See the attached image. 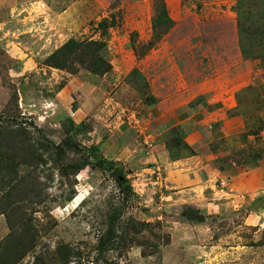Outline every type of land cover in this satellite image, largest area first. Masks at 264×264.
Instances as JSON below:
<instances>
[{"label":"rangeland","instance_id":"rangeland-1","mask_svg":"<svg viewBox=\"0 0 264 264\" xmlns=\"http://www.w3.org/2000/svg\"><path fill=\"white\" fill-rule=\"evenodd\" d=\"M154 3L159 7L161 0H100L96 14L83 10L90 21L71 23L65 32H58L54 23L37 24L45 26L48 35L61 34L58 44L53 45L65 43L71 34L77 40L106 41L104 55L110 62L118 47L132 49L138 59L149 54L140 66H148L144 72L151 89L144 78L141 83L136 78L120 88L113 77L103 80L104 76L81 68L71 74L48 67L45 63L49 55L43 56L48 51H38L44 38H15L0 27V115L4 119L17 115L18 122L39 141L63 144L61 152L56 154L53 148L48 164L34 171L43 192L40 203L19 197L9 201L18 203L7 210H17L23 218L14 230L7 217L0 215V264H65V257H70L67 264H264V207L260 198L227 203L211 188L200 190L202 178L206 177L208 183L211 175H195L193 164L183 170L174 168L191 175L183 178L163 167L149 166L142 160V151L128 160H117L108 148L109 134L118 124L117 113L124 121L121 109L138 110L141 87L164 100L183 83L175 74L170 31L150 48L159 36L153 29L157 16ZM77 10L73 8L72 17ZM102 20L110 27L104 29ZM36 23H25L20 29ZM34 34L37 38L43 35L40 31ZM20 38H24L23 43L17 44ZM31 41L33 44L25 45ZM33 47H38L39 69L22 71L19 60L31 58L29 53L36 52ZM10 54L22 57L18 60ZM68 84L79 95L65 111L53 99ZM16 96L17 103H12ZM112 100L120 107L114 109ZM78 106L82 107L81 116L87 113L82 120L69 115ZM67 118L74 122L70 130L64 127ZM110 163L123 169L131 191L121 186L115 177L116 167ZM9 176L18 177L11 176L7 168L2 172L0 197ZM112 222L116 226H111ZM110 226L118 237L113 246L107 238ZM30 229L36 231L33 248L15 262L16 255L10 250L16 253L24 243L28 245Z\"/></svg>","mask_w":264,"mask_h":264},{"label":"crops","instance_id":"crops-1","mask_svg":"<svg viewBox=\"0 0 264 264\" xmlns=\"http://www.w3.org/2000/svg\"><path fill=\"white\" fill-rule=\"evenodd\" d=\"M99 1L0 0V27L15 38H44L38 51H48L43 55L47 57L64 42L55 45L61 34L48 35L45 26L37 24L54 23L58 32H65L71 23L90 21L83 10L96 14ZM164 2L174 22L171 47L176 58L175 74L181 76L182 86L178 82L173 95L164 100L141 87L138 110L121 109L124 121L117 113L118 124L109 134L108 148L117 160H128L142 151V160L149 166L163 167L183 178L190 174H180L174 168L183 170L187 164H193L195 175H211L208 183L206 177L202 178L200 190L211 188L214 195L227 203L264 200V0ZM76 7L79 11L72 17ZM44 12L47 17L42 16ZM31 21L37 23L20 29ZM36 31L43 35L37 38ZM24 38L17 44L23 43ZM38 47H33L36 52L29 53L31 58L27 60H19L22 56L13 54L10 57L22 63V71H36L40 65L36 61ZM115 51L114 57L111 54L112 71L103 80L113 77L122 88L133 79L140 82L144 78L149 89L150 80L146 81L144 72L148 66H140L149 54L138 59L130 48L123 51L118 47ZM72 93L68 84L53 101L68 111L79 95ZM112 101L114 109L120 107ZM74 112V117L81 120L87 115L81 116V106L74 108Z\"/></svg>","mask_w":264,"mask_h":264},{"label":"trees","instance_id":"trees-1","mask_svg":"<svg viewBox=\"0 0 264 264\" xmlns=\"http://www.w3.org/2000/svg\"><path fill=\"white\" fill-rule=\"evenodd\" d=\"M155 8L157 18L155 17L153 19V29L156 33H159V36L151 43L150 48L154 47L162 36L167 34L174 25L164 0H161V5L159 7L156 3ZM101 25L104 29L110 27L106 20L101 22ZM107 47V42L103 40H77L75 38H70L47 57L45 64L48 67L65 70L71 74L79 72V69L81 68L88 70L95 75L104 76L112 71L113 68L111 62L104 55V51ZM15 98L16 99L13 100L12 103H17L16 100L18 97L16 96ZM16 116L17 115L10 114L4 119L2 115H0V182L2 181V172L6 168L9 170L11 176H18L14 177V179L17 180V183L12 182L14 179L9 176L8 182L5 183L4 190H2L3 192L1 191V194H4L0 197V215H5L7 217V222L11 230H14L16 224L20 223L23 218L17 210H7L9 206L18 203V201H9L14 197H19L22 198L23 201H29L31 199L34 200L35 204L40 203V197H42L43 192L42 190H39L40 182L39 179H37V176L34 175V171H37L41 166L48 164V155L53 148H56L54 153L57 154L62 151L63 146L62 143L55 144L46 139L45 141L37 140L36 137H34L25 126H23V124L18 122ZM6 121L10 122L7 123ZM65 126H67L66 130H70L74 127L73 120L67 118L66 124H64V127ZM66 143L67 141L64 142V144ZM110 165L116 167L115 177L120 181L121 186L129 187V191H131V186L123 169L118 168V165L114 163H110ZM84 166L86 167L87 165L83 164V167ZM83 167H77L75 169L81 170ZM28 168L31 169L27 170ZM121 178L122 182L120 180ZM190 219L194 220L196 218L192 217ZM111 226H116V224L112 222ZM111 226L107 233V238L108 244L110 243L111 246H113L118 237L114 228ZM32 230L34 229L29 230L31 239L28 245L24 243L22 248L16 253L13 250H10L11 254L16 255L15 262L21 260L24 255L33 248L36 231L31 232ZM101 242V245L103 246L104 241ZM20 244L21 243H17L16 245L20 246ZM68 262H70V257H65L64 263L67 264Z\"/></svg>","mask_w":264,"mask_h":264},{"label":"water","instance_id":"water-1","mask_svg":"<svg viewBox=\"0 0 264 264\" xmlns=\"http://www.w3.org/2000/svg\"><path fill=\"white\" fill-rule=\"evenodd\" d=\"M260 201H261V205L264 204V200L263 199H260Z\"/></svg>","mask_w":264,"mask_h":264},{"label":"built area","instance_id":"built-area-1","mask_svg":"<svg viewBox=\"0 0 264 264\" xmlns=\"http://www.w3.org/2000/svg\"><path fill=\"white\" fill-rule=\"evenodd\" d=\"M75 115V113L74 112H71V116L73 117Z\"/></svg>","mask_w":264,"mask_h":264},{"label":"clouds","instance_id":"clouds-1","mask_svg":"<svg viewBox=\"0 0 264 264\" xmlns=\"http://www.w3.org/2000/svg\"><path fill=\"white\" fill-rule=\"evenodd\" d=\"M72 112H74V111H72ZM74 113H75V112H74ZM69 115H70V117H72V116H71V112H70V114H69ZM72 118H73V117H72Z\"/></svg>","mask_w":264,"mask_h":264}]
</instances>
